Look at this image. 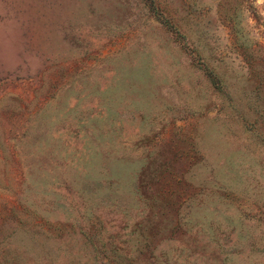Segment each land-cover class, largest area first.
<instances>
[{
	"label": "rangeland",
	"instance_id": "rangeland-1",
	"mask_svg": "<svg viewBox=\"0 0 264 264\" xmlns=\"http://www.w3.org/2000/svg\"><path fill=\"white\" fill-rule=\"evenodd\" d=\"M0 264H264V0H0Z\"/></svg>",
	"mask_w": 264,
	"mask_h": 264
}]
</instances>
